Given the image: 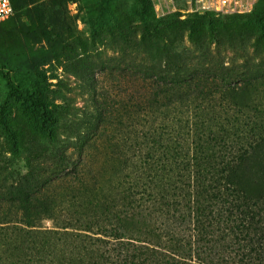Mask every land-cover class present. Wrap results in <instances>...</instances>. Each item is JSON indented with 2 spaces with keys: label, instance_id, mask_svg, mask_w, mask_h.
<instances>
[{
  "label": "trees",
  "instance_id": "obj_1",
  "mask_svg": "<svg viewBox=\"0 0 264 264\" xmlns=\"http://www.w3.org/2000/svg\"><path fill=\"white\" fill-rule=\"evenodd\" d=\"M35 1L12 0V29L45 50L28 65L44 84L14 97L39 105L46 150L23 167L18 148L1 156L0 264H264V59L226 61L211 47L234 49L223 36L238 26L199 32L200 21L146 20L139 8L151 52L99 70L66 58L85 76V103L73 106L40 71L42 41L72 48L43 25L68 0ZM183 30L201 38L189 47ZM1 57L18 93L19 63Z\"/></svg>",
  "mask_w": 264,
  "mask_h": 264
},
{
  "label": "rangeland",
  "instance_id": "obj_2",
  "mask_svg": "<svg viewBox=\"0 0 264 264\" xmlns=\"http://www.w3.org/2000/svg\"><path fill=\"white\" fill-rule=\"evenodd\" d=\"M38 1L36 0L30 6L36 5ZM139 8L144 9L142 15L146 20H172L180 27L200 21L202 25L197 29L199 32L208 21L215 24L235 23L238 28L223 36V41L235 48L230 49L226 43L224 48L220 45V48L216 49L215 42H212L211 47L214 52H220L226 61L233 59L235 63H240L243 57L248 59L255 56L264 59V0H257L251 10L244 13L216 15L187 12L183 10L184 7L180 3L176 4L175 10L158 14L148 0H68L63 9H48L47 13L51 21L43 23L50 36L66 34L67 41L72 45V48L67 49L56 45L48 47L42 41L44 49L50 52L48 57L50 63L41 65L40 71L42 70L47 78L50 88L59 89L73 106H82L86 99V91L82 88L85 76L76 78L69 72L70 67L65 69L69 66L66 58L83 59L79 62L81 68H87L89 64H92L94 69L99 70L102 63L110 58L126 55L143 57L151 52L152 49L147 44H140L137 29L140 22L135 15L140 11ZM17 15L18 12L14 10L12 16L0 23V55H9L12 63H19L18 68L21 71L15 78L14 84L19 86V92L15 93L12 86L7 85L3 76L4 61L2 57L0 58V166L3 165L1 156L5 158L18 148L22 159L15 161L14 164L23 167L27 166L26 158L30 155L37 156L45 152V134L39 126L41 121L39 105L26 101L25 98L19 101L14 96L32 92L44 84L41 78L28 69V65L33 58L39 59L45 50L39 51L37 45H33L32 42L26 43L12 29ZM63 16L70 24L68 33L65 31L68 28L61 19ZM31 26L35 28L36 21ZM253 30H257L258 33ZM203 31L209 39L207 32L204 29ZM199 32L191 33L183 30L178 38H182L183 43L191 47L190 40L195 41L201 38ZM257 40L262 47L255 48ZM60 79H63L64 83L54 85L58 84ZM122 88L123 86L118 85L116 90ZM56 100L60 101V98ZM32 137L35 139L33 142L29 140ZM22 138L27 141H21ZM46 225L50 226L52 222L48 221Z\"/></svg>",
  "mask_w": 264,
  "mask_h": 264
},
{
  "label": "built area",
  "instance_id": "obj_3",
  "mask_svg": "<svg viewBox=\"0 0 264 264\" xmlns=\"http://www.w3.org/2000/svg\"><path fill=\"white\" fill-rule=\"evenodd\" d=\"M158 14L176 9L180 3L184 11L196 13L233 14L251 10L257 0H150ZM13 14L12 0H0V22Z\"/></svg>",
  "mask_w": 264,
  "mask_h": 264
}]
</instances>
